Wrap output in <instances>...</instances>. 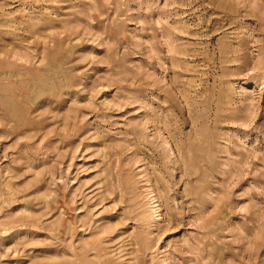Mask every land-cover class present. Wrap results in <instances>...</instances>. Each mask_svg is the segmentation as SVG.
<instances>
[{
  "label": "rangeland",
  "instance_id": "rangeland-1",
  "mask_svg": "<svg viewBox=\"0 0 264 264\" xmlns=\"http://www.w3.org/2000/svg\"><path fill=\"white\" fill-rule=\"evenodd\" d=\"M0 264H264V0H0Z\"/></svg>",
  "mask_w": 264,
  "mask_h": 264
}]
</instances>
